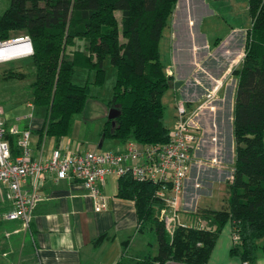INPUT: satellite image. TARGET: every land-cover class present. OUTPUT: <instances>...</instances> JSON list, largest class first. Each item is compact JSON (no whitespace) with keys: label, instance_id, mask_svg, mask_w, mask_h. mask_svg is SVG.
<instances>
[{"label":"trees","instance_id":"obj_1","mask_svg":"<svg viewBox=\"0 0 264 264\" xmlns=\"http://www.w3.org/2000/svg\"><path fill=\"white\" fill-rule=\"evenodd\" d=\"M250 27L245 32L243 58L232 74L237 78L232 110L233 172L228 195L220 209H199L189 216L205 228L177 227L170 235L157 213L163 202L158 185L117 179L115 197L132 201L137 233L152 232L157 253L134 256L123 251L118 264H206L222 228L230 224L239 238L230 255L243 264H256L258 242L264 239V0H246ZM179 0H10L0 16V39L30 37L34 80L30 84L34 108L45 110L39 139L59 141L70 136L75 117L90 98V83L72 82L76 70L93 73L92 85L105 82L104 61L115 69L108 106L119 115L107 120L101 140L141 145L168 143L162 98L172 88L160 60L159 42ZM120 13L119 22L116 13ZM123 40V42L121 41ZM8 70L5 80H23ZM13 156L17 137L8 136Z\"/></svg>","mask_w":264,"mask_h":264},{"label":"crops","instance_id":"obj_2","mask_svg":"<svg viewBox=\"0 0 264 264\" xmlns=\"http://www.w3.org/2000/svg\"><path fill=\"white\" fill-rule=\"evenodd\" d=\"M205 1L179 0L173 13L171 67L165 68L166 74L174 78L170 89L173 90L174 105L176 101H182L190 109L202 101L216 80L224 77V84L210 103V108L193 117L199 126V140L184 182L182 201V209L189 213L205 209L199 207L196 200L202 190L209 188V184L202 180L209 169L215 171V180L224 183L230 180L233 172V164L229 167V161L231 163L234 159L231 121L237 78L232 72L241 64L245 32L250 27L228 26L221 37L212 41L201 28L196 27L198 21L208 14ZM230 89L232 105L227 103ZM175 90L183 97H176ZM0 110L7 126L17 123L31 131L30 149L32 159L36 161L48 159L56 148L66 153L85 150L105 153L124 149V145L119 143L114 149L103 151L105 140L93 143L83 138L79 121L76 124L74 121L68 137L59 141L46 137L39 139L35 131L42 124L26 122L24 118L23 122L18 119L15 122ZM175 122L174 114L172 127ZM213 159L217 165L211 164ZM188 185L189 191L186 190ZM22 188L29 192L31 181ZM99 188L107 199V208L97 211L93 198L79 182L71 178L58 180L53 173H46L37 185L36 199L26 226L22 221L6 219L12 203L8 199V189L0 184V264H118L124 250L132 256L151 251V242L146 238L148 232L137 233L134 203L115 197L117 179L106 177ZM222 190L220 207L208 209L216 210L224 205L228 187H222ZM188 218L185 215L183 220ZM233 245L231 226L226 224L206 264H243L238 257L230 255ZM155 247V252L151 251L153 255L157 253V245ZM256 254V264H264V239L258 242Z\"/></svg>","mask_w":264,"mask_h":264},{"label":"built area","instance_id":"obj_3","mask_svg":"<svg viewBox=\"0 0 264 264\" xmlns=\"http://www.w3.org/2000/svg\"><path fill=\"white\" fill-rule=\"evenodd\" d=\"M32 56L33 47L28 35L0 39V65L31 59ZM223 84L224 77L216 80L202 101L191 109L182 101L176 102V122L169 130L168 143L141 145L129 141L124 144L122 151L105 153L94 150L66 153L61 148H56L44 161L32 159L31 131L17 123L7 126L0 110V184L8 189V199L12 203V209L6 214V219L19 220L28 226L37 185L46 173H53L58 180L71 178L79 182L93 198L97 211L107 208V199L99 188L106 177H129L138 183L158 185L156 194L163 202V208L157 216L170 235L177 227L205 228L204 221L195 222L189 218L187 221L183 220L185 215L195 214L182 209L183 186L193 162L194 148L199 140V126L193 121V117L210 108V103ZM28 107L33 108L31 103ZM8 136L17 137V156L12 155ZM211 164L217 165L216 160L213 159ZM28 181H31L29 192L22 188ZM232 240L234 244L239 242V238L234 234Z\"/></svg>","mask_w":264,"mask_h":264},{"label":"rangeland","instance_id":"obj_4","mask_svg":"<svg viewBox=\"0 0 264 264\" xmlns=\"http://www.w3.org/2000/svg\"><path fill=\"white\" fill-rule=\"evenodd\" d=\"M10 0H0V16L9 6ZM181 4V2H180ZM208 14L202 17L198 21L197 28H201L206 35L212 41H215L218 37H221L226 31V27H244L250 26V18L247 12L246 0H206ZM116 18L119 22L120 13H116ZM173 14L169 17L167 24L162 32V37L159 42L160 60L165 68L171 67V53H172V30H173ZM219 26V27H217ZM21 35V34H20ZM18 35H13L15 37ZM123 42V40L121 39ZM176 45V44H175ZM174 45V46H175ZM182 55V54H181ZM8 70L24 74L23 80H5L4 76ZM105 70V82L102 87H96L92 85L94 74H89L86 70L78 69L75 75L72 77V82L76 85L83 86L87 81L90 83V98L86 103L84 111L75 117V124L77 121L81 123L82 129L80 135L90 140L93 143H99V132L103 128L107 121L110 110L118 109V105L108 106V102L111 99L112 89L115 83V69L111 66L109 58L104 61ZM221 79V78H220ZM34 80V67L31 59L15 61L12 63L0 65V108L3 112L11 118L13 121L33 122L36 124H42L45 116V110L40 108L28 107L31 101V89L30 84ZM226 82V80H225ZM176 91V90H175ZM183 97L182 93L176 91V97ZM177 102V101H176ZM228 105L233 103V93L230 89L228 92ZM162 104L164 105V124L171 130L173 124L174 114L176 116L175 105L173 101V90L167 91L163 98ZM233 141V140H232ZM85 143V142H83ZM119 145L116 140H105L103 145L104 150H112L115 145ZM234 144V142H233ZM228 145L230 140L228 139ZM110 149H108V147ZM234 158V157H233ZM228 161V158H227ZM234 159L229 161V167H232ZM206 170L202 173L205 174ZM208 174L202 178L207 182L208 190H202L197 198V203L201 208L220 207L221 200L219 199L221 193H223L222 187L226 188L229 185V181L225 183L215 180L213 175L215 171L208 170ZM188 184V181H187ZM206 189V188H205ZM189 191V185L187 186ZM225 190V189H224ZM187 196V195H186ZM219 203V204H217ZM147 240L151 242V251L154 253L156 249L155 237L152 232H148Z\"/></svg>","mask_w":264,"mask_h":264},{"label":"water","instance_id":"obj_5","mask_svg":"<svg viewBox=\"0 0 264 264\" xmlns=\"http://www.w3.org/2000/svg\"><path fill=\"white\" fill-rule=\"evenodd\" d=\"M119 115V111L118 109H113V110H110L109 114H108V117H107V120H114L115 118H117Z\"/></svg>","mask_w":264,"mask_h":264}]
</instances>
